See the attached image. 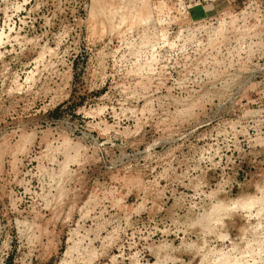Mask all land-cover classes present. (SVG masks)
Masks as SVG:
<instances>
[{"label": "rangeland", "instance_id": "374dc122", "mask_svg": "<svg viewBox=\"0 0 264 264\" xmlns=\"http://www.w3.org/2000/svg\"><path fill=\"white\" fill-rule=\"evenodd\" d=\"M263 207L264 0H0V264H264Z\"/></svg>", "mask_w": 264, "mask_h": 264}, {"label": "bare ground", "instance_id": "6f19581e", "mask_svg": "<svg viewBox=\"0 0 264 264\" xmlns=\"http://www.w3.org/2000/svg\"><path fill=\"white\" fill-rule=\"evenodd\" d=\"M263 206V205H262ZM260 208H261V206H260ZM264 208V207H263ZM263 211H264V209H263ZM260 213H261V211H259Z\"/></svg>", "mask_w": 264, "mask_h": 264}]
</instances>
